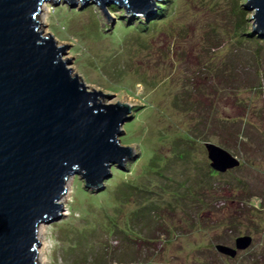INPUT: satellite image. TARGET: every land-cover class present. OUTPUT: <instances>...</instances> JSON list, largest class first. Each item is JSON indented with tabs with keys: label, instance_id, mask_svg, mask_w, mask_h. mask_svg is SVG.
Returning a JSON list of instances; mask_svg holds the SVG:
<instances>
[{
	"label": "rangeland",
	"instance_id": "obj_1",
	"mask_svg": "<svg viewBox=\"0 0 264 264\" xmlns=\"http://www.w3.org/2000/svg\"><path fill=\"white\" fill-rule=\"evenodd\" d=\"M173 3L175 7L169 10L171 14L166 22L146 30L138 16H126L120 8L111 12L112 5H107L106 10L115 19L111 33L104 32L101 9L96 4L82 11L79 6L68 10L69 3L65 0L59 6L52 5V1L42 5L36 20L44 37H53L57 46H69V53L63 59H71L67 67L73 76L81 77L85 85L90 82L97 90L118 93L104 104L131 106L117 136L119 145L131 147V156L123 165L110 164V168L116 165L119 171L128 172L127 176L114 174L110 169L107 179L93 188L87 187L80 176L68 179V191L60 199L63 218L44 224L39 232L40 264H100V261L115 264V260L124 262L118 264H264V194L252 193L253 184L257 188L264 186V175L259 173L264 172V158L252 154L264 143V139L258 138L264 132V94L254 93L250 85L240 92L235 89L236 81L248 85L252 76L261 77L260 85L264 89V47L257 58L259 62L247 66L241 65L243 62L237 59L235 51L231 56L225 50L234 33L228 28L239 18L235 15L237 19L228 24L229 17L222 18V11L231 15V7L239 15L237 10L243 5L245 8L247 0H174ZM248 13L247 29L253 31L252 12ZM150 23L146 19V26ZM210 23L221 33L219 52H211L213 43L207 38ZM137 25L139 30L132 29ZM246 47L249 51L254 49ZM229 59L236 68L231 77L236 79L230 81L219 76L211 82L212 73L230 64ZM210 108L213 117L206 118ZM222 117L237 121L236 129L244 130L242 137L248 139V143L238 136L234 140L245 150L242 155H236L241 168L226 173L212 168L216 172L212 187L207 184L206 198L193 203L181 198L178 190H160L164 181L149 171V167L167 166L175 161L178 152L188 150L191 163L177 167L174 180L193 179L196 173L205 177L206 165L210 166L205 144L192 143L187 137L194 140L193 134L214 133L211 131L216 127L212 126ZM205 123H210V128H204ZM209 139L218 146L226 140L219 136ZM123 180L151 189L149 201L164 195L163 204L157 203L161 205L159 212L152 214L156 216L153 225H143V220L135 218L146 210L147 202L134 192L123 198L119 192L127 189ZM247 186H252V190L247 191ZM243 202L255 206L246 207ZM193 207L211 210L199 213ZM105 212L116 228L130 231L136 250L133 257L121 256L125 236L115 229L110 234L103 228L105 224L112 225L103 221ZM145 217L141 216L147 220ZM244 235L252 238V244L238 251L235 257L216 249L217 245L235 248V240ZM129 258L131 261H127Z\"/></svg>",
	"mask_w": 264,
	"mask_h": 264
},
{
	"label": "water",
	"instance_id": "obj_2",
	"mask_svg": "<svg viewBox=\"0 0 264 264\" xmlns=\"http://www.w3.org/2000/svg\"><path fill=\"white\" fill-rule=\"evenodd\" d=\"M46 1L62 4L0 0V264H38V232L44 224L63 218L60 199L68 179L80 176L93 188L107 179L110 164L123 165L131 156V147L119 145L117 139L131 106L104 104L118 93L97 90L73 76L67 67L71 59H63L69 46H57L53 37H44L36 20ZM65 3L68 10L79 6L81 11L96 4L104 32L111 33L115 19L107 5L125 9L126 16H138L147 27L146 19L156 17L168 2ZM245 9L252 12L253 31L264 38V0H247ZM205 147L216 172L240 167V160L225 149L213 143ZM251 244L250 236H242L235 240V248L216 249L233 258Z\"/></svg>",
	"mask_w": 264,
	"mask_h": 264
},
{
	"label": "trees",
	"instance_id": "obj_3",
	"mask_svg": "<svg viewBox=\"0 0 264 264\" xmlns=\"http://www.w3.org/2000/svg\"><path fill=\"white\" fill-rule=\"evenodd\" d=\"M169 1H172V0H165V2H168V3H166V4L163 3V5H161L162 9L159 10V12L157 13L156 17H153V18L150 19V22H152V23H150L147 27L155 28L158 25H160L161 22H166V19L169 18L170 14H171L170 12L169 13L166 12V9L168 8L169 10H172L175 7V4L173 2L169 3ZM92 8H95V6L92 7ZM118 8L119 7L117 5H112V7H110L109 11L116 12V10ZM124 10H122L121 12H123ZM229 11L231 12V15H228L226 11H222L223 13L221 14V17L222 18L229 17L228 24H230L233 19H235V18L237 19V17L239 18V21L234 22L231 25L232 27L228 28V31L232 30V31H234V33H231V40H230L231 42H229V45H228V47L225 50L227 52L230 51L231 56H232L233 51H235L237 53V56H238L237 59L239 58V61L241 63L243 62L241 64L243 66H247L248 64H251L252 62H259V60L257 58H259L261 56L262 52H263L262 49L264 47V38L260 37L259 34L255 33L254 31H251V30L247 29V27H248L247 20H248V17L250 16V13H248L249 11H247L244 8V5L240 6L239 9L237 10V12L239 13L240 16L237 15L236 13H233L234 12V8L230 7ZM232 15L234 16L233 18H232ZM214 25H216V24H214ZM147 27H144V28H147ZM132 29L139 30V26L138 25L137 26H132ZM208 30H209V34H210V37L207 36L208 42H210V43L212 42L213 43V44H210L211 52H212V50H215V51L220 50L221 49L220 48L221 43H220V41H218V39H219V36L221 35V33L218 32L217 31V27L211 25V23L208 26ZM246 46L254 47V49H251V51H249V48L246 47ZM223 50H222V52H223ZM249 52H250V54H247ZM174 55H176L175 51H174ZM234 57H236V56H234ZM229 62H230V64L229 63L227 65L225 64L224 68L221 69L220 72L212 73V75L210 76V81L211 82H213V79L214 80L216 78L219 79L220 78L219 76H226L227 80H230V81L233 80V79H236V77H234V76L231 77L233 74H235V69H236L235 65L231 66L232 63H231L230 59H229ZM252 66H254V65H252ZM254 71L257 72L256 70H254ZM221 73H223V75ZM255 75H256V73H255ZM260 78L261 77L257 78V76L256 77L252 76V78L249 79V80H251V83L248 84V85H245L246 82L244 81V86L241 84V82L236 81L237 85L235 86V89L236 90L238 89V91L240 92V91L243 90V88H250V87H248L250 85V86H252V89H250V90H253L254 93L258 92V93H260L263 96L264 89L260 85L261 84V80H262ZM226 83H229V81H227ZM236 90H234L232 92L234 93ZM240 104L241 103H238V106ZM190 106H192L191 103H190ZM246 108H247V106H246ZM205 114L207 116L206 118H208V117L212 118L213 117L212 113H211V108L208 111V113H205ZM212 122H216V121H212ZM205 124H204L205 126L203 125L204 128L205 127L206 128H210V123H205ZM238 124L239 123H237V121L230 120V119L222 117V119H218L217 123L214 126H212V128H214V127H216V129L218 128L217 131H216V129H214V131H211V132H214V133H208V134L207 133L206 134L197 133V134H193L194 137H195V138H193L194 140H192L191 139L192 137H190V136L187 137V140H190L192 143H195V141H197L199 144H206V143H210L209 142V140H210L209 137L210 136H214V137L219 136L220 138H225L226 140H223L222 142L220 141V146L219 147L225 149L230 154H232L233 156L236 157V155H240L243 151H245L244 149L241 148L239 143L237 144L234 141L236 136H238V138H240L241 141L242 140H244L246 142L248 141V139L246 137H242V135L244 134V130L239 131V129H236L238 127ZM128 127H129V130H131V124L128 125ZM235 132H237V133H235ZM261 135L264 136V132H261ZM261 135H260V137L258 135V138L264 139V137L263 136L261 137ZM232 142H234L235 144L233 145ZM263 144H261L260 147L257 148V150H255L252 153L255 158H256L257 154H259V155L261 154L263 156V158H264V148L262 147ZM177 155H178V157H176L175 161L170 163V164H168L167 166H166V164H164L163 165L164 167H161V168H158V167H152L151 168V167H149V171H151L152 173H155V175H157L160 180L164 181V183H161V185H160V190H162L164 192H167V191L170 192L171 190H172V192H174L175 190H178L179 196L181 198H184L185 201H187L188 203H191V202L193 203V200H195V202H196V201H199L200 199L206 198L207 192H205V191H207L208 188H209V187H207V184H209L210 187H212L211 183H212V180L216 176V172H214L212 170V168H210V166L207 164L206 168H205V172L207 171L206 174H205V177L201 178V177H199V174L196 173L197 176L194 175L193 179L191 177H189V178H186V180L182 181V182L176 181L173 178L174 173H175V169L177 167H180V166L184 167V166H186V165L191 163V160H190L191 159V154H190V152L188 150L182 151V152H178ZM184 162H188V164L185 165V164H183ZM240 163H241V161H240ZM114 166L115 167L111 168V172H113L114 174L118 173V174H122L124 176H127L126 175V174H128L127 171H125L127 173H123V171H119L118 170V167L116 165H114ZM241 166L242 165L240 164V168H241ZM167 171H169V173H166ZM259 173L264 175V172L262 173V171L259 172ZM126 178H128V177H126ZM200 178L203 179V180H201ZM123 181L124 182H122V183L124 184V187L127 188L126 190L130 191L129 193H127L126 190L119 191L120 195L123 196V198L131 195L132 194L131 192H134L136 195H138L141 198L146 200V202H147L146 205L149 204V206L145 205L146 210L145 209H143V210H145L147 213H151V214H147L146 215L145 211H142V213L140 214L143 217L147 216L145 218H148V219L145 220V219L141 218L140 215L138 217L136 216L135 218H139L141 221L143 220L144 221L143 225L144 224L149 225V226L153 225L152 223L155 222L154 218H156V216H152V214L159 212V207L158 206L161 207V205H159V204H161L160 201H162V204H163L164 195L161 194L159 197H156V198H158V200L149 201V198H150V195H151L150 194L151 189L148 190V187H140L139 185H136L134 182H131V181H128V180H123ZM213 186H214V184H213ZM246 190L247 191H251L252 190V186H247ZM254 192H258L261 195H263L264 194V186H262V187L259 186L257 188V186L255 184H253V192L252 193H254ZM84 193L85 194H90L87 191H84ZM103 194H106V192H103ZM156 194H160V191L156 190ZM250 196H251V193H250ZM198 197H200V198H198ZM97 198H99V197H97ZM248 201H251V199H248ZM157 203H159V204H157ZM243 204L245 205L246 203L243 202ZM254 206L255 205H253L252 202L246 204V207H254ZM193 208H194L195 211H197V212L199 211V213H202L205 210H211L209 207H193ZM103 221H106L107 223L108 222L112 223V225H110L109 223L105 224V226L103 227L105 230L109 231L108 233H110V234L114 233L115 230H116L117 233H120L121 235L125 236V238L123 240V243H124L123 246L124 247H122L124 250L120 251V253L122 254V255L121 254L120 255L124 256V254H129L130 257L131 256L133 257L136 254L135 253L136 250H135L134 244H133L134 243V239L132 238V235H131L130 231L128 229L116 228V225L113 223L112 218L107 214V212H105V218H104ZM157 222L159 223V221H157ZM244 236H247V235H244ZM141 240L144 241V238H141ZM149 240H150V238H149ZM221 243L224 244V241H222ZM115 261H117V262H115ZM115 261H113V263H115V264L124 263V262H120L119 260H115ZM127 261H131L130 258L127 259ZM100 264H104V261H100Z\"/></svg>",
	"mask_w": 264,
	"mask_h": 264
},
{
	"label": "bare ground",
	"instance_id": "obj_4",
	"mask_svg": "<svg viewBox=\"0 0 264 264\" xmlns=\"http://www.w3.org/2000/svg\"><path fill=\"white\" fill-rule=\"evenodd\" d=\"M46 2H47V1H46ZM44 3H45V2H44ZM44 3H43V4H44ZM41 8H42V6H41ZM40 14H41V12H40ZM66 188H67V186H66ZM67 191H68V189H67ZM66 193H67V192H66ZM66 193H65V194H66ZM65 194H64L63 196H65ZM41 229H42V228H41ZM39 232H40V231H39ZM39 232H38V239H39ZM38 264H40V263H39V257H38Z\"/></svg>",
	"mask_w": 264,
	"mask_h": 264
}]
</instances>
